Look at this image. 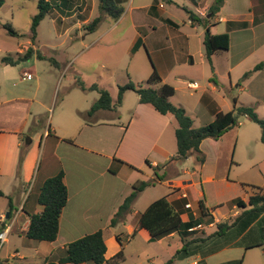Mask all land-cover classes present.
I'll return each instance as SVG.
<instances>
[{
    "label": "crops",
    "instance_id": "crops-1",
    "mask_svg": "<svg viewBox=\"0 0 264 264\" xmlns=\"http://www.w3.org/2000/svg\"><path fill=\"white\" fill-rule=\"evenodd\" d=\"M79 1L81 2H75V0H48L51 9L46 16L50 19V24L56 32L63 35L76 27L81 30V27L89 22L86 16L91 14L95 7L98 8L99 6V2L96 0ZM118 1L127 2V10L114 23L109 24L105 31L101 33L100 38L106 36L120 25L123 18L129 16L130 27H132L134 33L127 44V53L132 55L137 53L141 47H144L152 55L147 35L141 34L139 30L145 29L143 26L145 19L150 18L151 14H155L157 9L159 12L161 11L162 16L167 15V18L164 19L166 21L171 16L170 12L161 5L153 3L154 0ZM164 1L168 2L169 0ZM213 1L209 3L207 0H183L182 7L190 12L191 10L187 6L194 9L201 18L203 29L205 30L208 27L211 34L228 33L229 48L226 52H222L227 55L225 61L227 73L231 75L235 71L236 77L241 78L246 72L251 71L255 65L264 60V0H223L219 12L210 19L208 10ZM135 11L140 12L136 18L138 21L133 16ZM187 23L192 26L193 30L197 28L189 18ZM228 23H233L234 26L228 29ZM219 27H222L221 32H217ZM155 30V27H152L151 31ZM177 38L179 40L182 38V41L171 44L168 38H165V42H157L153 46V51L156 53L158 60L152 58L155 66L153 69L161 77L162 83L168 84L167 79L172 78L173 84L168 85H172L175 93L181 90L182 85H184L183 81L186 74L183 70H186V67L192 68L209 64L201 45V50L200 48H197V52L193 50V47L189 44V34H185V36L182 34ZM234 40L235 45L233 47ZM117 44H119V41H113L107 45H112L113 48ZM134 47L137 48L133 51ZM259 51H261V57L259 56L258 63L251 69L244 68L242 64ZM219 56L216 53L211 57L213 75L218 72L217 62ZM179 66L184 69L177 71ZM56 67H58V63ZM153 69H149L146 62L138 57L135 65L128 68L129 72L127 71L128 73L124 78H116L117 80L111 82V84L104 82L100 85L104 90L110 87L113 93H116L117 98L118 86H123L128 82H134V85L142 83L148 79ZM22 73L24 75L28 72L23 71ZM27 75H30V79H34L30 95H23V92H13L11 95L0 98V190L3 193V197L0 198H3L7 203L3 209H0V232L7 230L6 242L2 247L8 243V239L12 235L25 238L24 233L28 228L30 215L42 211V207L37 203L39 188L46 179L55 176L60 171L63 172V183L66 186L68 198L67 204L59 217L56 239L53 242L31 240L37 242L38 245H33L31 251L34 253L30 257L38 259L40 264L57 263L64 254L66 244L99 230L103 232L106 245L104 257L106 260L112 259L121 249L116 236L120 237L121 240L124 236L128 241L135 237H142L148 244L152 243L144 230H137L135 236L130 238L136 228L137 218L141 212L131 210V213L120 219L114 226H110V221L123 200L130 194L133 184L143 179L149 181L155 178L153 170L147 167L146 161L152 167H161L171 157L176 156L175 129L177 123L174 117L170 114L161 115L150 105L140 104L138 96L134 92L126 91L123 94L121 104L115 110H99L90 117H86V112L98 99V96L94 97L90 104H88L86 98L77 96L78 100L68 103L65 110L62 106L54 124L50 120L49 125L42 128L43 117L41 112L47 109L49 103H51L50 93L46 92V88L41 87V75L35 77L32 73ZM92 84L97 83L91 82L89 85ZM53 85V82L47 83L49 90ZM206 87L207 90H210L203 89L197 95L190 112L186 110L184 102L173 103L176 106L183 107L186 114L191 113L194 115V118L200 123L198 126L194 121L193 127L195 128L212 122L213 115L210 112V102L222 112H224L223 107L226 106L224 99L216 93L217 87L210 83L209 78ZM237 87H239L238 91L241 93L236 98L237 105L247 107L260 105L261 108H264V68L246 78L243 86L237 85ZM200 88L201 86L197 84V88L192 90L198 91ZM81 92L87 93V91ZM132 93L135 94V98L130 95ZM242 94L246 95L249 101L241 99ZM69 95L70 92H66L61 101L64 102ZM109 96L112 104H114L116 98H113L111 94ZM203 97H207L210 101H203ZM242 118L245 119L246 123L251 122L245 117ZM246 123L241 124L239 122L238 126L226 132L217 141L206 139L201 142L200 151L205 156V162L199 166L198 181L194 178L195 171L189 174L192 177L190 180L172 178L178 174L173 165L157 171L159 175L164 174L163 179H166V184L172 190V193L167 194L166 197L176 209L181 211L183 222L188 220L189 215L195 217L199 213L198 202L200 200L203 201L212 217L221 208L220 206L227 202L232 203L237 198L244 202L248 200L254 192L245 190L243 185L241 187L242 192L239 195L236 192L234 196L227 200V190L235 188L236 184L228 181L227 174L229 175L233 167L240 166L241 161L247 164L255 177L252 180L241 178L238 180V184L264 187V166L261 167V163L264 162V152L261 157L252 156L247 160V155H245V160L241 155L240 160H234L240 137L242 144L250 142L257 135L258 139L253 141L258 140L260 142V134L254 133L250 125H245ZM26 131H28L29 138L26 147L21 152V141L24 139ZM247 138H250V141ZM227 146L229 150H227ZM231 146H233L232 149ZM35 149L41 150V154L45 157L44 166L41 171L39 170V173L42 174L41 179L37 178L38 171V174L34 175L37 156V150ZM113 160L124 163L118 167L116 174L109 173ZM166 173L168 176H166ZM182 173L185 174L186 171H182ZM157 183L162 184L163 181ZM151 188L152 186H149L141 192L134 201L133 206L143 194L151 196ZM189 190L195 192V197L192 200L189 198ZM32 194L33 199L30 200ZM161 197H164V195ZM156 199L159 198L151 196L144 209ZM183 199L186 200L185 205L181 202ZM186 205H189V208H185ZM9 210H11L10 217ZM128 215L134 217L132 222L129 221ZM209 225H212V223ZM176 237L179 238L176 234H173L156 241V243L175 241ZM14 249V253L2 259L6 263H8L10 257L26 262V257L19 255L18 250ZM255 249L257 248L246 251L242 249L245 253H242L241 256L245 258L248 251ZM122 250V262H124L126 257L123 241ZM261 254H264L263 249H261ZM210 256L204 258L205 262ZM192 258H194V261L190 264H197L198 256ZM251 258L254 260L252 261L253 264H259L257 255H253ZM233 260L227 259V262Z\"/></svg>",
    "mask_w": 264,
    "mask_h": 264
},
{
    "label": "rangeland",
    "instance_id": "rangeland-1",
    "mask_svg": "<svg viewBox=\"0 0 264 264\" xmlns=\"http://www.w3.org/2000/svg\"><path fill=\"white\" fill-rule=\"evenodd\" d=\"M96 1L99 2V0ZM75 2L80 3L81 1L75 0ZM124 2L125 1H120L117 4V7L121 9L123 14L127 10V2ZM182 2L183 0H169L168 2L164 0L153 1V3L161 5L168 12H170L171 16L169 17V20L166 21L164 19L167 18V15L162 16L161 11L159 12V10L157 9L155 11V14L153 13L151 14L150 18L145 19V22L143 24L145 29L139 30V32H141V34L147 35L149 49L151 50L152 55L147 51L146 48L141 47L140 50L137 53H133L132 55L134 56H132L126 51L127 44L130 41L132 34L134 33L132 31V27H130L129 16L123 18L120 25L114 28L102 39L100 38L101 33L105 31L109 24L114 23V21L117 20L112 16L102 14V20L98 24L95 31L92 33L86 31L82 26L81 30L76 27L77 29H71L63 35L54 30V28L50 24V19L46 16L39 23L36 29L35 38L34 40H32L31 22L32 18L38 11V0H0V98L5 97L6 95H11L13 94V92H23V95L31 94V86L34 84V79H26L25 76H23V71H27L29 74L32 73L34 77L41 75V87L43 89L46 88V92L50 93L51 97V103H49V107H47V109L45 110H42L41 112L43 117V128L46 125H49L50 120L54 124V121L56 120L62 106L63 110H65V106L68 103H72L75 100H78L77 96L86 98V100L89 102L88 104L92 102L94 97L98 96L97 92H87L86 94H84L83 92H81V90H78V88L75 87L76 80L81 81L86 86L91 84V82L97 83L96 85H98L99 87H101L100 84H103L104 82H109V84H111V82H115L119 78H124L125 75L129 72L128 68L135 65L136 58L138 57L146 62V65L149 69H153L155 68V66L152 58L158 60L156 53L153 51V46L157 42H165V38H168V41L171 44H175L179 41H182V38L180 40L177 38L178 36H182V34L184 36L185 34H189V44L193 47V50L195 52H197V48H200L201 50V47L203 51L202 40L204 35V27L201 18L196 14L194 9H191L190 6L187 7L191 10V12L186 11L182 7ZM207 2L210 3L212 2V0H207ZM122 13L121 15H123ZM139 13L140 12L135 11L133 14L135 20L137 21L138 19L136 18L139 16ZM189 14H192L195 19L193 21L191 20V18L189 19L191 20L192 24L197 27L194 30L192 26L187 23ZM99 15V9L95 7L94 11L86 17L88 18V21H90ZM152 27H155L156 29L153 32L151 31ZM9 28L15 32L14 35L10 33ZM221 30L222 27H219L217 32H221ZM82 37L84 38L83 40ZM113 41H119V44L115 45L113 48L111 47L112 45H107ZM234 45L235 40L233 43V47ZM29 47L33 49L34 54L33 57H31L29 60L20 62L14 66L4 65L1 63L3 57L9 56L14 60L17 58V53L22 55ZM35 53H39L46 58L53 59L58 63V67L52 66L47 60L37 59L35 57ZM260 54L261 51L257 52L253 57L246 60L242 64V66L247 70L251 69L256 63H258V58L261 57ZM218 55L220 56L217 62L218 72L216 73V75L212 74V66L210 64H205L199 67L194 66L192 68L186 67V70H183L184 68L182 66L177 67V71H185L184 74H186V77L184 78V85H182L181 90L177 91L174 96L169 98L170 103L173 104L177 102H184L183 104L186 110H189L190 112L191 106L193 105L197 95L201 93L203 89H205L206 91L210 90H207L206 87L209 78L210 83L217 87L216 93L220 95L224 99L223 101H225L226 103V106L223 107L224 112L231 111L233 108V99L236 100L237 96L241 94L238 91L239 87H237V85L243 86V84L245 83V79H243V77H236L235 71H233L231 75H229L227 73V64L225 62L227 59V55H224L222 52L218 53ZM24 74L26 75V73ZM48 82H53L54 84L50 90L48 88L49 86L47 87ZM145 82L146 81L139 84L145 86ZM172 82V78L169 77L167 79V83L173 84ZM191 82L197 83L201 86V88L198 91L192 90L189 87V84ZM105 90H107L113 98H116V93H113L110 87H107V89ZM66 92H70V95L65 99L64 102H62L61 100L64 98ZM135 94L132 93L130 95L135 98ZM241 99L249 101V99L244 94H242ZM248 107L253 108L257 116L264 120V108H261L260 105L256 107ZM187 115L190 116L193 122L195 121V124L199 126L200 123L194 118V115H192L191 113ZM238 120L239 122H241V124L246 123L245 119H243L242 117H240ZM245 125H250L254 133L257 132L258 134H260L259 127L256 124L250 122L246 123ZM26 132L27 133H24V139L21 141V152L26 147L27 139L29 138L28 131ZM256 139H258V135L253 140ZM247 140L250 141V138H247ZM253 140L242 144L241 137L239 138L235 152V161H237V159L240 160L241 155L242 157L247 155V160L252 156H262L264 152V146L258 140ZM232 147L233 146H231V149ZM227 150H229L228 146ZM41 152V150L36 151L37 156L34 175L37 173V171L39 173L44 166L45 157L41 154ZM195 159L196 156L194 153H192L185 159L170 164L175 166V170H177L178 173L172 178H176L177 180H190L192 177L189 174L192 171H195L194 178L196 181H198L199 175L197 173L199 165L196 163ZM263 166L264 162L261 163V167ZM182 171H186V173L183 174ZM166 176H168L167 173ZM227 176L228 181L236 183L234 186L235 188H229L227 190V200L231 196H234L236 192H238L237 195L242 192L241 187L244 184H238V180H240L241 178L252 180L255 177L254 173L250 171V169L247 167V164L243 161H241L240 166L233 167L231 172L229 173V175L227 174ZM41 177L42 174L39 173L37 178L41 179ZM142 181L148 180L143 179ZM35 182L37 183V181ZM151 186V196H155V198H162V195L166 197L167 194L172 193L171 188H169L166 184L165 178L162 184L154 183ZM243 187L249 192L251 191L253 193L255 191V186L248 187L244 185ZM262 189H264V187ZM148 192L150 191L148 190ZM151 196L143 194L137 200L136 204H134L132 210L143 212L148 200L151 199ZM194 197L195 192L189 190V198H191L192 200V198ZM32 199L33 194L30 200ZM6 204V201L3 198H0V209H3ZM220 207L221 208H219V210L213 217L212 225L202 224L200 228H197V230H195L196 233L192 237H189L188 240L191 238L202 237L203 235L206 236L212 233L215 230V225L217 223L227 222L231 220L237 214V212H239V209L236 206H233L231 202H227ZM128 217L130 222L134 220L133 216L128 215ZM199 217V213H197L194 218L198 219ZM206 220L207 218L204 219V221ZM226 237L227 235L225 237L214 240V242L210 244L209 249L225 245L227 243ZM122 241L125 247L126 260L119 264H164L166 261L171 259L175 255V252L182 246L181 240L177 237L175 241H164L161 244H158L156 242L148 244L142 237H135L134 239L128 241V239L123 236ZM33 245H38V243L33 242L27 238H19L18 235L10 236L8 239V243H6L0 249V263L40 264L38 259H33L32 257H30L34 253L31 251ZM14 248L18 250L19 255H23L26 257V262L10 257L8 263H6L5 260L2 259L3 257H8L10 254L14 253ZM242 249L243 248L241 247H233L228 250L227 248H224L211 256L209 255L210 257L208 258V260H206L205 263L224 264L227 262V259H243L242 264H253L252 261L254 260H252L251 257L253 255H257L259 264H264V254H261L262 248L248 251L245 254V258L241 256L242 253H245ZM196 256H198V262H200V255ZM192 257L184 259L177 258L174 260L173 264H190L194 261V258Z\"/></svg>",
    "mask_w": 264,
    "mask_h": 264
},
{
    "label": "trees",
    "instance_id": "trees-1",
    "mask_svg": "<svg viewBox=\"0 0 264 264\" xmlns=\"http://www.w3.org/2000/svg\"><path fill=\"white\" fill-rule=\"evenodd\" d=\"M119 2L118 0H99L98 9L100 15L85 24L83 26L85 30L89 33L94 32L102 20V14H107L114 19H118L122 13L121 9L117 7ZM222 3L223 0L213 1L208 10L210 19L219 12ZM37 8L38 11L31 22L32 40L35 38L39 23L45 18L48 11L51 9V5L48 0H38ZM190 18L192 21L195 20L192 14H189V19ZM232 26H234L233 23L227 24L228 29L232 28ZM9 30L12 35L15 34L12 29L9 28ZM202 44L205 58L211 65V57L214 54L226 52L228 50L229 35L228 33L211 34L209 28L206 27ZM136 48L137 47H134L133 51L136 50ZM33 55V49L29 47L24 54L20 55L17 53V58L14 60L9 56L3 57L1 63L14 66L20 62L29 60ZM35 57L39 60L49 61L54 67L57 66V63L53 59L46 58L39 53H35ZM263 68L264 60L255 65L251 71L246 72L243 75V79L248 78L254 72ZM145 84V86H142L141 84L134 85L128 82L123 86H118L117 98L115 103L112 104L109 93L96 84L86 86L79 80L75 82V87L81 91L98 93V99L86 112V117H90L99 110H115L121 104L124 92L133 91L138 96L140 104L150 105L161 115L170 114L177 123V128L175 129L176 156L171 157L161 167H152V165L146 161L147 167L153 170L155 179L140 181L133 184L130 194L123 200L111 219L110 226L116 225L120 219L131 213L133 203L141 192L154 183L164 180V174L159 175L157 173L158 170H163L170 164L183 160L192 153L196 156V163L199 166L203 165L205 156L200 151L201 142L206 139L217 141L226 132L238 126V119L240 117H245L259 127L260 142L264 146V120L257 116L253 108L242 105L239 106L236 100L233 99L232 110L222 112L210 102V112L213 115L212 122L205 126L195 128L193 127V120L186 114L185 110L170 103L169 98L174 95L175 90L172 86L162 83L161 77L155 69H153ZM207 100H209L207 97H203V101ZM123 164L124 163L121 161L113 160V164L109 168V173L116 174L118 167ZM246 186L251 187L249 185ZM254 188V193L246 202L239 198L234 199L232 204L239 209V212H237L231 220L217 223L215 225V230L206 236L203 235L202 237L188 240L189 237H192L196 233L195 230L200 228L202 224L209 225L213 223V217L202 200L198 202L200 217L197 219L189 215L188 220L183 222L181 219V211L176 209L175 206L168 201L167 197H162L153 201L138 215L136 228L130 235V238L135 236L137 230L146 231L149 236V241L151 242H156L176 234L180 238L182 246L175 252V255L164 264H173L174 260L177 258L184 259L196 255H200L201 258V261L197 264H206L204 258L224 248L241 247L245 251L254 248H262L264 250V189L259 187ZM0 197H3L1 190ZM67 198L68 194L66 186L63 183L62 171L46 179L39 188L37 197V203L42 207V211L30 215L29 225L24 233L25 238L37 242H53L57 236L59 217L67 204ZM181 202L183 205L186 204V200L184 199ZM10 208L11 203L9 199V209ZM10 215L11 210H9V217ZM205 218H207L206 221H204ZM226 235L227 243L225 245L209 249L210 244H212L214 240L225 237ZM116 240L120 244L121 249L110 260H106L104 257L106 245L103 232L99 230L66 244L64 246V254L58 262H48L47 264H119L123 261L122 240L118 236H116ZM241 263L242 259L228 261L224 264Z\"/></svg>",
    "mask_w": 264,
    "mask_h": 264
},
{
    "label": "built area",
    "instance_id": "built-area-1",
    "mask_svg": "<svg viewBox=\"0 0 264 264\" xmlns=\"http://www.w3.org/2000/svg\"><path fill=\"white\" fill-rule=\"evenodd\" d=\"M25 76L26 79H30V75H23ZM189 87L191 89H196L197 88V84L196 83H191L189 84ZM185 208H189V205H186ZM6 237H7V230H4L2 232H0V248L2 247V245L6 242Z\"/></svg>",
    "mask_w": 264,
    "mask_h": 264
}]
</instances>
